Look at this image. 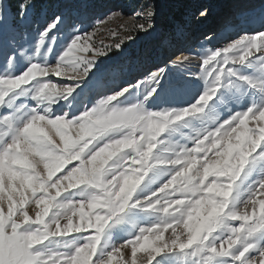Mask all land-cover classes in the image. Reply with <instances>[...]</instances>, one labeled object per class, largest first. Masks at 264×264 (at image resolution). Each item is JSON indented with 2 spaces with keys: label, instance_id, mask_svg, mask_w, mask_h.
I'll use <instances>...</instances> for the list:
<instances>
[{
  "label": "clouds",
  "instance_id": "obj_1",
  "mask_svg": "<svg viewBox=\"0 0 264 264\" xmlns=\"http://www.w3.org/2000/svg\"><path fill=\"white\" fill-rule=\"evenodd\" d=\"M70 68L69 65L63 73L54 75L67 74ZM36 76V72L30 71L7 82L11 88L31 84V87L22 92L24 96L30 95L36 106L14 116L11 129L8 124H0L6 127L15 141V147L11 151H8L11 147L9 144L5 146L4 153L0 154V237L7 234L11 239L7 248L0 245V264H46L58 249L74 244V241L53 238L77 230L79 223L71 218L72 213L63 202H56L57 197L71 194L66 196L70 203L73 196H93L87 188L101 185L106 187L110 184L114 187L113 182L123 175L118 169L129 160L147 164L148 158L152 156L151 149L156 147L152 141L166 126L167 116L173 111L146 109L147 97L125 107L111 103L109 97L99 99L86 112L66 120L69 113L65 111L63 115L53 116V106L67 101L68 106L72 107L75 103L73 93L79 85H58L37 80ZM69 78H78V75L72 72ZM3 83L5 82L0 81V84ZM0 99H3V94H0ZM31 111L39 113V118L34 119ZM208 120L209 123L215 122L212 117ZM41 129L58 137V144L48 142L47 135ZM253 131L259 135L253 136ZM5 134L6 132H0V139ZM261 139H264V113L256 118L255 123L240 126L238 131L229 136L226 146L216 142L215 148L218 151L210 158L205 153L204 157L198 159L193 149L185 151L181 147L177 151L174 145L159 148L155 159L173 165H185L172 180L163 185L171 186L166 195L172 200L170 207H175V211H168L167 207L163 211L158 210L161 214L158 220L167 222L172 227L170 241L187 240L189 245L202 246L201 235L204 232L220 230L238 233L239 242H247L251 228L244 231L234 229L231 221L247 219V210L252 207L251 198L240 199L239 191L252 169L245 172L243 178L241 170L247 156ZM96 144L100 146L95 147ZM93 147L95 151H92ZM126 148H130L134 155L129 156L125 152ZM199 150L203 151L202 148ZM180 153H183L182 157ZM73 161L79 163L65 176L55 179L58 172ZM140 171L139 168L134 169L133 176L143 180V176H135ZM170 171V168L155 169L153 175L148 177L145 188ZM108 177L111 179H107ZM259 180H264V175ZM132 182L134 181H126ZM81 185L86 187L79 192L72 191ZM251 188L252 185H249L247 192ZM5 204L7 215L4 211ZM167 204L165 201V205ZM32 205L35 218L27 210ZM260 208L264 212V202H261ZM78 252L86 256L87 246L78 249Z\"/></svg>",
  "mask_w": 264,
  "mask_h": 264
},
{
  "label": "rangeland",
  "instance_id": "obj_2",
  "mask_svg": "<svg viewBox=\"0 0 264 264\" xmlns=\"http://www.w3.org/2000/svg\"><path fill=\"white\" fill-rule=\"evenodd\" d=\"M22 2H27V0H15L13 10L4 0L8 6L10 20ZM30 3L33 6L25 15L26 23L15 33L5 31L0 37V69L8 67L14 75L26 69L29 59L41 65L46 62L49 67L55 66L65 38L66 27L64 25L57 32L58 42L53 45V53L45 55L46 44L42 46L40 54H36L33 46L37 30L53 16L63 17L66 24L77 22L82 35L94 33L91 43L96 48H104L106 45L124 41L120 50L117 51L113 47L106 56L96 58L95 67L84 81L79 82V86L73 93L74 105L69 107L67 101L54 105L53 116L63 115L65 111L69 113V117L79 115L84 106L91 108L99 99L109 94L110 89L106 87L102 89L101 84L107 85L108 80L105 74L111 66L116 64L127 68L119 80V86L146 81L148 73L158 68L163 69V75L158 83L147 81L139 88H133L132 96L127 100L121 97L123 103L118 104L119 106H130L132 103L143 100L142 93L154 88V95L145 101L146 109L160 111L162 109L180 110L188 107L205 87V81L198 77L201 73L202 57L206 50L222 49L239 35L264 32V0H30ZM148 10L154 13L151 17L153 27L147 31H141L138 25L144 23L147 28ZM251 10L255 11L250 12ZM202 12L206 15H202ZM15 20L18 22L20 17L15 16ZM97 20L103 21L99 30L95 26ZM254 22L256 24L251 27L250 25ZM210 33L214 34L211 39L208 36ZM128 36H132L133 39L128 40ZM79 55L91 59L93 53H80ZM180 55L184 56L179 58ZM9 56L13 60L11 66L5 63ZM185 56L189 57L187 61H184ZM253 59L256 62L251 67L247 65H236L235 67L239 68L242 75L257 81H264V67L257 58ZM182 62V66H177ZM37 79L58 85L76 83L63 75L57 77L51 73L46 77H37ZM27 87H31V84ZM35 106V101L30 98V95L15 98L11 101V107L0 106V119L5 116H18ZM260 106H264V94L233 78L227 90H220L216 97V104L211 107V110L206 107L204 113L200 114L202 118H186L176 126V131L162 134L160 139L163 143L160 148L165 145H174L178 151L181 147H191L197 132L216 126L209 123V117L215 118L219 123L248 107ZM17 109L19 112L16 111ZM250 126L254 125L250 124ZM0 132H6L10 137V132H7L5 126H0ZM57 142H59L58 137ZM209 155L213 154L209 153ZM77 163L79 162L73 161L66 165V168H71ZM249 167L252 171L240 187V199H246L249 185L254 184L264 175L262 171L264 160L256 161ZM166 179V176L157 179L142 191L140 196L142 197L146 191L156 190ZM65 195L70 196L71 194ZM79 198V196L72 197V199ZM32 208L34 205L28 207L27 210L29 215L35 218ZM6 209L5 204V211ZM247 211L251 213L252 208L250 207ZM257 211H259L258 208ZM160 215L158 212H144L140 209L128 212L121 224L107 229L103 234L101 249L105 252L109 251L112 247L119 246L131 236L136 235L139 228L158 224ZM232 223L238 224L239 222ZM170 236H172L171 229L164 233L165 241H170ZM71 240L72 238H69L65 241ZM260 243L264 244V236L260 237ZM161 259L164 264H196L198 257L173 253L164 258L157 257V260ZM117 260L119 264H130V248H121V251L114 257L113 264H116ZM147 261V253H137L136 264H147ZM153 264L156 262L154 261Z\"/></svg>",
  "mask_w": 264,
  "mask_h": 264
},
{
  "label": "snow or ice",
  "instance_id": "obj_3",
  "mask_svg": "<svg viewBox=\"0 0 264 264\" xmlns=\"http://www.w3.org/2000/svg\"><path fill=\"white\" fill-rule=\"evenodd\" d=\"M32 6L30 0L22 2L18 6L17 12L12 15L10 20L7 11L8 6L4 3V0H0V37H2L5 31L15 33L25 24V15ZM201 14L206 15L205 12ZM17 15L20 17L18 22L15 20V16ZM153 15V11H147V28H145L144 23H141L138 25L141 31H147V29L153 27L151 22V17ZM110 18L111 17H109V19ZM102 23V20L96 21L95 26L97 30H99ZM62 25L66 27L65 38L54 67H49L46 62L41 65L29 59L28 66L25 70L19 72V74L14 75L8 70V67L0 69V81L5 82L0 84V94H3V99H0V106L11 107V101L13 99L24 97L22 90L28 88L27 85L29 84H21L18 88H11L7 83L16 80L17 77H21L24 73L30 71L36 72L37 79V77H46L49 73H63L64 69L70 65L71 68L68 73L63 74V76L68 80L76 82L72 85L75 87L79 85V82L84 81L89 76L90 71L95 67L97 57L106 56L112 51L113 47L117 51L120 50L121 45L124 43V41L121 40L114 45L96 48L91 43L94 33L90 32L86 35H82L80 25L77 22L66 24L63 17L53 16L45 25L37 30L33 45L36 54H40L42 46L46 44L47 52L45 55L54 52L53 45L58 42L57 32ZM127 39L132 40L133 37L128 36ZM88 52L93 53L91 59L79 55L80 53ZM257 53L259 54L257 55ZM253 58H257L258 61L261 62V66L264 67V32H258L252 35H239L233 39V42L227 44V46L222 49L206 50L202 57L201 73L198 77L205 81L203 92L197 96L190 106L180 110L173 109L171 114L167 116L168 123L155 135L152 141L156 147L151 149L152 156L148 158L147 164H144L143 161H141V163H133L129 160L127 163L123 164L122 168L118 169L123 175L113 182L115 185L114 187L110 184L106 187L101 185L87 188L89 193L94 194L93 196H84L79 199L71 198L70 203L68 199H66L65 194L57 197L56 202H63L72 213L71 218L79 223L77 230L53 237L59 240L72 238L71 241L75 243L58 249L55 254L50 256L46 264H113L114 257L121 251V248H130V264H136V257L139 252L148 254L147 264H153L154 261L156 264H164L163 259L157 260V257L164 258L173 253L198 257L196 264H262V262H264V244L260 243V237L264 236V212L261 211L260 205L261 202H264V180L255 181V183L252 184L251 191L248 192L247 197L251 198L252 211L251 213H247V219H234L231 221V227L234 229L244 231L245 229L251 228V232L245 244H241L237 239L238 233L231 231L221 232L220 230L219 232L218 230L204 232L201 235V240L203 241L202 246L200 244L189 245L187 240L183 242L165 241L164 233L169 229L172 230V227H169L167 222H159L150 227L139 228L136 235L131 236L129 239L119 244V246L112 247L109 251L105 252L100 247L102 236L106 230L121 224L125 215L134 209H140L144 212L159 213V211H163V209L167 207L168 211H175V207H170L172 200L166 195V193L170 191L171 186L163 187V185L167 181L172 180L173 176L180 172V169L184 168L185 165L183 163H176L173 165L154 158L155 154L159 151L162 142L160 139L162 134L176 131V126L179 125L180 122L185 121L186 118H202L200 114L204 113L206 107H209L211 110V107L216 104V97L220 90H227L231 86L233 78L235 81L247 84L252 89L264 94V81H257L249 76L242 75L240 74L239 68L235 67L236 65H247L251 67L256 62ZM188 59V56L184 57V61ZM5 63L7 66L13 64L11 56L7 58ZM182 64L183 62L181 65L177 66H182ZM126 71L127 68L120 64L113 65L107 70L105 76L108 83L107 85L102 83L101 88L104 89L106 87L110 89V92L101 99L111 97V103H123L120 98L123 97L127 100L131 97L133 88H139L142 83L147 81L158 83L159 78L163 75V69L158 68L157 71L151 72L150 74L148 73L146 81H137L135 84L126 87L119 86V80ZM72 72H75L78 78L70 79L69 77ZM40 73L44 74L41 75ZM55 76L60 77L61 75ZM37 80L45 81L43 79ZM225 81L228 82L226 83ZM154 92L155 89L151 88L145 93H142L143 99L147 97L146 101H148L154 95ZM88 109L87 106H84L80 113L86 112ZM16 111H19V109ZM261 113H264V106L248 107L246 110L236 112L228 119L220 121L219 123L215 120L213 124L216 126L214 128L197 132L192 140V146H185L183 148L185 151H187V149H193L198 159L204 157L205 153H207L210 158L212 155L210 156L209 153L213 154L218 151V149L215 148L216 142H221L222 146H226L231 134L238 131L239 127L245 123H255L256 118L259 117ZM30 114L34 119L39 118V113L36 111H31ZM73 116H68L65 119L71 120ZM13 119L14 116H5L0 119V124H8L11 129V121H13ZM25 123L29 122L25 121ZM29 126H31V124H29ZM41 131L47 135L48 142L58 144L57 137L47 133L46 129H41ZM252 135L258 136L259 133L253 131ZM6 137H8L7 133L3 139H0V154L4 153L6 145H11L8 151H11L12 148L15 147V141L12 140L11 135L8 138ZM100 143H103V141ZM99 146L100 144H96L95 147ZM95 147L92 148V151H95ZM201 148L203 151L199 150ZM209 148H211V151H209ZM125 152L129 156L134 155L130 148H126ZM90 154L91 153H89V155ZM180 156L182 157L183 153H180ZM136 158L139 159L138 156ZM259 160H264V139H261L254 147L253 151L247 156L244 167L241 170V176L249 171L251 168L249 167L250 164L254 165L255 162ZM208 162L211 161L209 160ZM75 166L76 165L71 168ZM71 168L64 167L58 172L59 174H57L55 179L65 176ZM137 168L141 169V171L135 174V176H143V180L133 176V170ZM157 168H170L172 171L165 175L167 179L161 186L156 190L146 191L141 197L140 193L146 189L145 183L148 177L152 176L154 170ZM125 169H127V171H125ZM107 179H111V177ZM126 181L134 182L126 183ZM173 183H175V181H173ZM238 183L239 181H237V184ZM85 187V185H81L80 188H73L72 191L79 192L81 188ZM233 187L235 188V185ZM178 198L179 197H172V199ZM165 201L168 202L167 205H165ZM257 208L259 211H257ZM52 211H55V209ZM52 211H50L49 217H51ZM5 215H7V210L5 211ZM232 222L239 223L234 224ZM10 242L11 239L9 235L6 234L0 237V245L3 247L7 248ZM84 246H87L86 256L78 252V249L84 248ZM193 249H196V251H193ZM116 264H119L118 260Z\"/></svg>",
  "mask_w": 264,
  "mask_h": 264
},
{
  "label": "bare ground",
  "instance_id": "obj_4",
  "mask_svg": "<svg viewBox=\"0 0 264 264\" xmlns=\"http://www.w3.org/2000/svg\"><path fill=\"white\" fill-rule=\"evenodd\" d=\"M236 7V6H235ZM253 11H255V10H251L250 12H253ZM264 19V18H263ZM230 23V22H229ZM256 23L254 22V23H252L250 26L252 27V25H255ZM249 26V27H250ZM257 29V28H256ZM208 36L210 37L209 39H211V38H213L214 37V34L213 33H210V34H208ZM208 38V37H207ZM184 55H180L179 56V58H181V57H183ZM17 67H19V66H17ZM155 71H157V70H155ZM130 84H128V85H124V87H126V86H129ZM66 110H69V109H66Z\"/></svg>",
  "mask_w": 264,
  "mask_h": 264
},
{
  "label": "trees",
  "instance_id": "obj_5",
  "mask_svg": "<svg viewBox=\"0 0 264 264\" xmlns=\"http://www.w3.org/2000/svg\"><path fill=\"white\" fill-rule=\"evenodd\" d=\"M7 3H9V6L14 10L15 9V5H14V2L15 0H6Z\"/></svg>",
  "mask_w": 264,
  "mask_h": 264
}]
</instances>
